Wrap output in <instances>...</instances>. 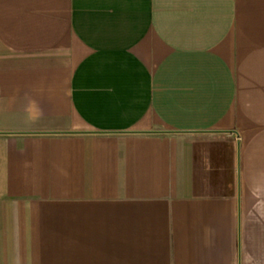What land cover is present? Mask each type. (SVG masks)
<instances>
[{
    "label": "crops",
    "instance_id": "crops-1",
    "mask_svg": "<svg viewBox=\"0 0 264 264\" xmlns=\"http://www.w3.org/2000/svg\"><path fill=\"white\" fill-rule=\"evenodd\" d=\"M0 264H264V0H0Z\"/></svg>",
    "mask_w": 264,
    "mask_h": 264
}]
</instances>
